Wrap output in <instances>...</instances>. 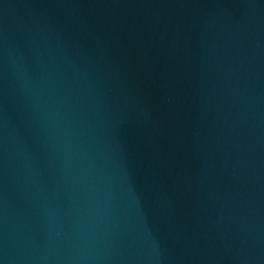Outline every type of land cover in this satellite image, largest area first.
<instances>
[{
    "label": "water",
    "instance_id": "obj_1",
    "mask_svg": "<svg viewBox=\"0 0 264 264\" xmlns=\"http://www.w3.org/2000/svg\"><path fill=\"white\" fill-rule=\"evenodd\" d=\"M0 264H264V0H0Z\"/></svg>",
    "mask_w": 264,
    "mask_h": 264
}]
</instances>
